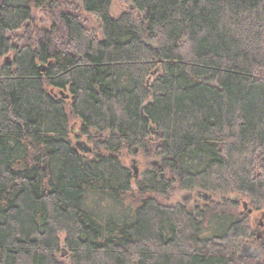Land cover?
Instances as JSON below:
<instances>
[{
    "label": "trees",
    "instance_id": "obj_1",
    "mask_svg": "<svg viewBox=\"0 0 264 264\" xmlns=\"http://www.w3.org/2000/svg\"><path fill=\"white\" fill-rule=\"evenodd\" d=\"M126 2L0 0V264H264V0Z\"/></svg>",
    "mask_w": 264,
    "mask_h": 264
},
{
    "label": "rangeland",
    "instance_id": "obj_2",
    "mask_svg": "<svg viewBox=\"0 0 264 264\" xmlns=\"http://www.w3.org/2000/svg\"><path fill=\"white\" fill-rule=\"evenodd\" d=\"M130 4L128 2H126V0H112V7H111V11H110V15L113 18H119L123 15V13L128 9V6ZM131 10V8H130ZM86 19H89L91 22L92 27H96V23L94 18L89 15V14H85ZM43 19L42 15H38L37 16V20ZM78 125L75 123L71 124V129L75 130V132L78 131ZM72 142L75 143L76 141H81L86 143L88 146H92V143L89 142V140L85 137H80V138H71ZM133 161H135L136 163L134 164ZM123 164L131 171L134 173L133 167L136 168L137 172H138V176L140 174H143L145 171H147L148 169H150V167L153 165V161L152 160H145L143 158H138V157H134V156H126L123 158L122 160ZM139 178V177H138ZM137 178V179H138ZM205 195L202 196V194L199 193H189V192H182V191H174L172 193H169L167 195V199H160V201L164 204H168V205H173L174 203H184L187 204L190 208H194L197 203H199L200 201H204L205 199ZM201 203V202H200ZM242 208V206H240ZM247 209V208H246ZM250 212V211H249ZM249 215H251V224L254 227V223L260 224L259 228L256 231V235L255 237H257L259 239V237L261 236V232H262V227L264 224V208L262 211H258L257 213H252L250 212ZM242 253H244L247 256H255L258 253L255 250V247L253 244H245L243 243L242 245Z\"/></svg>",
    "mask_w": 264,
    "mask_h": 264
},
{
    "label": "water",
    "instance_id": "obj_3",
    "mask_svg": "<svg viewBox=\"0 0 264 264\" xmlns=\"http://www.w3.org/2000/svg\"><path fill=\"white\" fill-rule=\"evenodd\" d=\"M75 147L82 154H91V152H92V148L90 146H88L86 143L81 142V141H76L75 142ZM133 163L135 164L136 162L133 161ZM153 165L155 166L156 164L153 163ZM133 170H134V178L137 179L138 178V172H137L135 167H133ZM246 207L247 206H245V208Z\"/></svg>",
    "mask_w": 264,
    "mask_h": 264
},
{
    "label": "flooded vegetation",
    "instance_id": "obj_4",
    "mask_svg": "<svg viewBox=\"0 0 264 264\" xmlns=\"http://www.w3.org/2000/svg\"><path fill=\"white\" fill-rule=\"evenodd\" d=\"M198 193V192H197ZM200 194V193H199ZM202 196H204V195H202Z\"/></svg>",
    "mask_w": 264,
    "mask_h": 264
},
{
    "label": "bare ground",
    "instance_id": "obj_5",
    "mask_svg": "<svg viewBox=\"0 0 264 264\" xmlns=\"http://www.w3.org/2000/svg\"><path fill=\"white\" fill-rule=\"evenodd\" d=\"M247 208V207H246Z\"/></svg>",
    "mask_w": 264,
    "mask_h": 264
}]
</instances>
